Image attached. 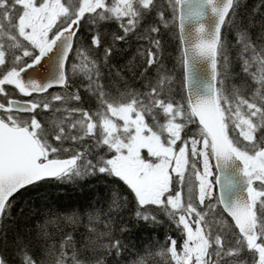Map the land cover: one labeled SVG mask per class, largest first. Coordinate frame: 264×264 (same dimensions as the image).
Instances as JSON below:
<instances>
[{"label": "snow or ice", "instance_id": "obj_1", "mask_svg": "<svg viewBox=\"0 0 264 264\" xmlns=\"http://www.w3.org/2000/svg\"><path fill=\"white\" fill-rule=\"evenodd\" d=\"M241 7L243 0H0V264H154L155 256L264 264V19L257 54L256 24L237 19ZM177 27L187 97L166 65ZM229 31L251 52L243 71L254 81L237 80L230 92L217 61L223 55L227 67ZM132 38L143 45L116 64ZM201 61L211 68L202 85ZM65 184L89 186L82 206L53 201ZM38 212L43 222L27 226ZM165 220L175 237L169 227L163 242L137 243L141 221Z\"/></svg>", "mask_w": 264, "mask_h": 264}, {"label": "trees", "instance_id": "obj_2", "mask_svg": "<svg viewBox=\"0 0 264 264\" xmlns=\"http://www.w3.org/2000/svg\"><path fill=\"white\" fill-rule=\"evenodd\" d=\"M241 18H243L246 22L252 21L256 24V26L251 29V39L253 41H256L257 33L260 30L259 22L262 19H264V0H243V7H241L238 10V16H237V19H241ZM223 32H224V26L222 28V34ZM227 40L229 41L228 49L225 53L228 57L227 67H225L224 56L221 55L217 57L218 73L220 74L218 76V80L223 79L225 82L226 90L230 92L234 86V82L237 80H248L250 83H254V81H252L251 77L243 71V59L250 56L251 52L243 51L244 45L240 43L239 33L229 31L227 33ZM143 43H144L143 41H137L135 38L130 39L128 45L124 47L123 51L116 58L115 61L116 64H123L125 60L131 59L137 47L143 45ZM256 44H257V54H258L259 41H256ZM169 51L171 53V56L166 61V65L175 80V83L173 84V88L178 94L182 93L185 96L184 85H183L184 79H183L182 62H178V58L182 57L178 29L176 30L175 37L171 40L169 44ZM85 71H88L87 65H85ZM105 72H107V69H105ZM250 72L256 73V75L259 76V73L257 72V69L255 67L251 68ZM91 74L93 75V78H95L94 69L91 70ZM87 84H88L87 76L82 75V83L80 88V91L82 93L87 87ZM53 103L55 102L53 101ZM58 103L60 102L57 101V104ZM72 103H75V101H73ZM94 122L98 123V119L94 118ZM229 134L231 135L232 133L230 132ZM236 136H238L237 133ZM85 139L87 140V137ZM90 142L91 141H89V143ZM89 195H90V189L88 185H85L83 189L81 188L73 189L70 184H65L62 185L59 189L53 190L52 192L53 201L55 200V197L59 196L62 198L59 201V204L63 208H71V209H76L79 206H82ZM55 206H56L55 203L50 205V207H55ZM43 211L47 212V209H43ZM13 212L14 214L18 212V208L13 209ZM65 214H71V213L70 212L65 213L63 211L60 212L61 216ZM161 219L164 218L161 216ZM42 222H43V215L42 213L38 212L36 215L32 216L29 221L26 222V225L35 227L38 223H42ZM85 225H87L86 216L83 217L81 223L75 226L77 229L76 235L78 237L81 232H84L86 230ZM169 227L173 229L171 235L175 237L176 236V232L174 231L175 226L169 225V223L166 220L165 223L160 224L156 227L145 225L143 221H141L140 225L134 227L133 231L139 234V239L137 240V243H139V241H147L151 238L155 244L156 241H160V242L164 241V233ZM49 230L55 231V229L52 228H50ZM10 236H11V232H10ZM57 239H59L58 234H57ZM155 251H160L158 245L155 246ZM10 252L11 250H9V253L6 254L9 259H11ZM168 259L170 260V257ZM154 264H166V261L161 256H155Z\"/></svg>", "mask_w": 264, "mask_h": 264}, {"label": "water", "instance_id": "obj_3", "mask_svg": "<svg viewBox=\"0 0 264 264\" xmlns=\"http://www.w3.org/2000/svg\"><path fill=\"white\" fill-rule=\"evenodd\" d=\"M235 1V0H234ZM217 2L219 3L220 0H217ZM206 25V28L211 30V28L213 27L214 24V18L211 16V13H208V16L205 18V20L203 21ZM224 25L221 26V30L223 28ZM178 29V27H177ZM178 34H179V40H180V33H179V29H178ZM193 40H194V34H193ZM180 44H181V40H180ZM181 53H182V57L184 56V45L181 44ZM182 67H183V63H182ZM195 81L199 84L202 85V83L204 81H207L210 79V72H211V68L210 65L204 62H196L195 63ZM183 78H184V73H183ZM58 87V86H57ZM51 91V90H50ZM184 91H185V96L187 97L188 95V90L184 87ZM214 170H215V162H212ZM237 182H238V178H237ZM219 194V193H217ZM225 199H227L231 194L230 193H223Z\"/></svg>", "mask_w": 264, "mask_h": 264}, {"label": "rangeland", "instance_id": "obj_4", "mask_svg": "<svg viewBox=\"0 0 264 264\" xmlns=\"http://www.w3.org/2000/svg\"><path fill=\"white\" fill-rule=\"evenodd\" d=\"M115 2V0H111V1H109V3H114ZM55 103H57V101H54ZM237 134H238V132H237ZM202 170V169H201ZM214 171V170H213ZM173 175H175V174H173ZM193 179H194V181H195V177L193 176ZM193 227H194V225H193Z\"/></svg>", "mask_w": 264, "mask_h": 264}, {"label": "flooded vegetation", "instance_id": "obj_5", "mask_svg": "<svg viewBox=\"0 0 264 264\" xmlns=\"http://www.w3.org/2000/svg\"><path fill=\"white\" fill-rule=\"evenodd\" d=\"M109 1H111V0H107V2H109Z\"/></svg>", "mask_w": 264, "mask_h": 264}]
</instances>
